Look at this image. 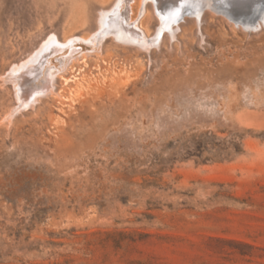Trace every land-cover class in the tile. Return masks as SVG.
<instances>
[{
  "label": "rangeland",
  "instance_id": "rangeland-1",
  "mask_svg": "<svg viewBox=\"0 0 264 264\" xmlns=\"http://www.w3.org/2000/svg\"><path fill=\"white\" fill-rule=\"evenodd\" d=\"M111 2L0 0V264H264V26L125 0L148 48L87 43ZM50 36L74 52L21 109L3 76Z\"/></svg>",
  "mask_w": 264,
  "mask_h": 264
},
{
  "label": "bare ground",
  "instance_id": "bare-ground-1",
  "mask_svg": "<svg viewBox=\"0 0 264 264\" xmlns=\"http://www.w3.org/2000/svg\"><path fill=\"white\" fill-rule=\"evenodd\" d=\"M262 1L263 3L259 0H166L164 2L145 0V7L149 6L148 2H151L150 7H155V12L161 18L160 30H166L170 36L175 35V27L181 29L177 23L184 15H187L193 20L185 19V21L192 22L197 27L195 31L197 29L202 37L201 23L204 16L208 14L207 11H211L213 16L223 15L224 19L226 18L237 28L246 31L261 30L264 26V0ZM125 13V0H112L109 5L101 7L96 17V26L91 30L92 39L86 42H94L109 34L121 43L147 49L149 41L146 34L126 25ZM145 31L150 32L149 26L145 28ZM70 45L59 44L57 37L50 36L33 54H26V57L29 56L26 62H21L20 65L14 63L10 67L3 79L12 83L19 108L34 107L41 97L52 91L56 82L53 78L54 73L58 70L55 66H62L66 61L64 52V54L60 52V55L54 56V54L65 48L69 55L72 54L74 49ZM18 107L12 110V114L8 116L9 120L17 112Z\"/></svg>",
  "mask_w": 264,
  "mask_h": 264
}]
</instances>
